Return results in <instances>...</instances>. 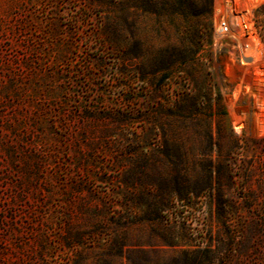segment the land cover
Masks as SVG:
<instances>
[{
    "label": "rangeland",
    "instance_id": "1",
    "mask_svg": "<svg viewBox=\"0 0 264 264\" xmlns=\"http://www.w3.org/2000/svg\"><path fill=\"white\" fill-rule=\"evenodd\" d=\"M219 4L0 0V264H264V52Z\"/></svg>",
    "mask_w": 264,
    "mask_h": 264
},
{
    "label": "built area",
    "instance_id": "2",
    "mask_svg": "<svg viewBox=\"0 0 264 264\" xmlns=\"http://www.w3.org/2000/svg\"><path fill=\"white\" fill-rule=\"evenodd\" d=\"M215 35L221 40H230L241 54V63L250 64L255 54L264 52L258 28L251 14L234 0H220L215 8ZM249 52V53H248Z\"/></svg>",
    "mask_w": 264,
    "mask_h": 264
},
{
    "label": "trees",
    "instance_id": "3",
    "mask_svg": "<svg viewBox=\"0 0 264 264\" xmlns=\"http://www.w3.org/2000/svg\"><path fill=\"white\" fill-rule=\"evenodd\" d=\"M262 10L264 11V6L262 7Z\"/></svg>",
    "mask_w": 264,
    "mask_h": 264
},
{
    "label": "bare ground",
    "instance_id": "4",
    "mask_svg": "<svg viewBox=\"0 0 264 264\" xmlns=\"http://www.w3.org/2000/svg\"><path fill=\"white\" fill-rule=\"evenodd\" d=\"M258 1H260V0H258Z\"/></svg>",
    "mask_w": 264,
    "mask_h": 264
}]
</instances>
